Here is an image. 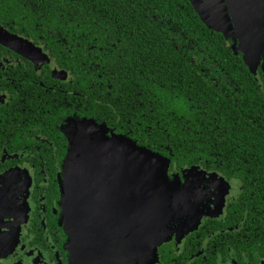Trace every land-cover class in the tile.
I'll return each instance as SVG.
<instances>
[{
    "label": "flooded vegetation",
    "instance_id": "1",
    "mask_svg": "<svg viewBox=\"0 0 264 264\" xmlns=\"http://www.w3.org/2000/svg\"><path fill=\"white\" fill-rule=\"evenodd\" d=\"M54 33L0 12V264H80L64 201L72 138L87 120L106 125L110 138L131 135L122 134L103 85L99 93L88 86L89 45L52 42ZM263 63L256 74L247 66L253 90L244 107L212 118L210 154L200 151L190 164L163 154L169 185L177 180L171 199L180 203L154 264H264ZM103 185L104 226L114 193Z\"/></svg>",
    "mask_w": 264,
    "mask_h": 264
},
{
    "label": "trees",
    "instance_id": "2",
    "mask_svg": "<svg viewBox=\"0 0 264 264\" xmlns=\"http://www.w3.org/2000/svg\"><path fill=\"white\" fill-rule=\"evenodd\" d=\"M0 12L54 30L52 42L89 45L88 86L103 85L122 134L179 163L210 154L212 118L253 90L243 55L189 0H0Z\"/></svg>",
    "mask_w": 264,
    "mask_h": 264
},
{
    "label": "water",
    "instance_id": "3",
    "mask_svg": "<svg viewBox=\"0 0 264 264\" xmlns=\"http://www.w3.org/2000/svg\"><path fill=\"white\" fill-rule=\"evenodd\" d=\"M189 1L209 29L233 42L235 54L241 53L256 74L264 61V0ZM83 125L72 138L64 198L80 264H154L168 240L163 230L172 207L180 203L171 199L177 194V180L169 185L171 161L126 136L108 137L106 125L93 120ZM104 182L114 195L103 226L97 204Z\"/></svg>",
    "mask_w": 264,
    "mask_h": 264
}]
</instances>
